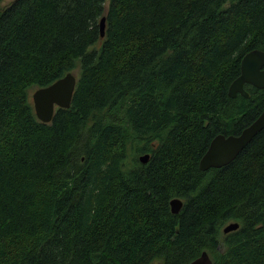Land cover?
I'll list each match as a JSON object with an SVG mask.
<instances>
[{
    "label": "trees",
    "instance_id": "obj_1",
    "mask_svg": "<svg viewBox=\"0 0 264 264\" xmlns=\"http://www.w3.org/2000/svg\"><path fill=\"white\" fill-rule=\"evenodd\" d=\"M255 49L264 0L1 9L0 264H264V130L227 166L198 167L264 112V90L228 97ZM75 72L69 108L39 122L30 89Z\"/></svg>",
    "mask_w": 264,
    "mask_h": 264
},
{
    "label": "water",
    "instance_id": "obj_2",
    "mask_svg": "<svg viewBox=\"0 0 264 264\" xmlns=\"http://www.w3.org/2000/svg\"><path fill=\"white\" fill-rule=\"evenodd\" d=\"M105 29V19L100 20V37L103 38ZM77 78L72 73H67L51 85L36 89L31 100L37 120L41 123H50L57 108L68 109L76 87ZM250 85L256 89L264 90V52L261 50H251L246 53L240 61L239 76L233 80L228 88V97L235 99L237 95L248 98V93L244 86ZM264 130V112L241 131L239 135H217L210 142L208 149L201 157L198 167L201 172L209 169H218L227 166L239 155L241 151L252 141V139ZM149 154L139 155L138 161L146 164ZM170 211L177 215L183 207V202L178 198H173L170 203ZM239 224L228 223L223 228V233L228 234L236 231ZM189 264H212L209 255L202 252L201 255Z\"/></svg>",
    "mask_w": 264,
    "mask_h": 264
},
{
    "label": "rangeland",
    "instance_id": "obj_3",
    "mask_svg": "<svg viewBox=\"0 0 264 264\" xmlns=\"http://www.w3.org/2000/svg\"><path fill=\"white\" fill-rule=\"evenodd\" d=\"M12 0H3L1 3H0V10L5 8L8 4L11 3ZM75 76H77V73L75 72L74 73ZM37 88H32L30 89L29 91V96L31 97L32 93L36 90Z\"/></svg>",
    "mask_w": 264,
    "mask_h": 264
}]
</instances>
